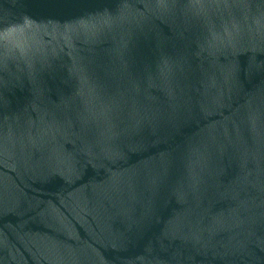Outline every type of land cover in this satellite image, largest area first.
<instances>
[{
  "label": "water",
  "instance_id": "95a60500",
  "mask_svg": "<svg viewBox=\"0 0 264 264\" xmlns=\"http://www.w3.org/2000/svg\"><path fill=\"white\" fill-rule=\"evenodd\" d=\"M0 264H264V0H0Z\"/></svg>",
  "mask_w": 264,
  "mask_h": 264
}]
</instances>
